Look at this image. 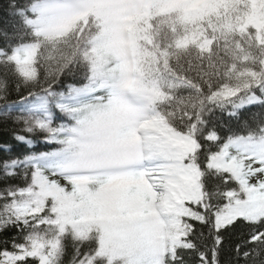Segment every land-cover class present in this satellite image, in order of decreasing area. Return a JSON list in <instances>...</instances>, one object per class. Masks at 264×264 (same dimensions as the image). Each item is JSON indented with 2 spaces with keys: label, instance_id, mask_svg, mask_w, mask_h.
<instances>
[{
  "label": "snow or ice",
  "instance_id": "6c2138e0",
  "mask_svg": "<svg viewBox=\"0 0 264 264\" xmlns=\"http://www.w3.org/2000/svg\"><path fill=\"white\" fill-rule=\"evenodd\" d=\"M0 264H264V0H6Z\"/></svg>",
  "mask_w": 264,
  "mask_h": 264
},
{
  "label": "trees",
  "instance_id": "16d2710c",
  "mask_svg": "<svg viewBox=\"0 0 264 264\" xmlns=\"http://www.w3.org/2000/svg\"><path fill=\"white\" fill-rule=\"evenodd\" d=\"M6 3V0H0V14H2V6Z\"/></svg>",
  "mask_w": 264,
  "mask_h": 264
}]
</instances>
